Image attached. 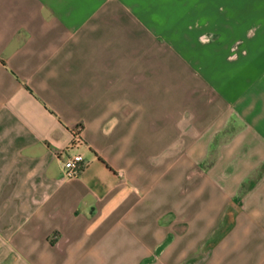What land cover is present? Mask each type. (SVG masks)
I'll return each instance as SVG.
<instances>
[{
	"label": "crops",
	"instance_id": "crops-1",
	"mask_svg": "<svg viewBox=\"0 0 264 264\" xmlns=\"http://www.w3.org/2000/svg\"><path fill=\"white\" fill-rule=\"evenodd\" d=\"M0 264H264V0H0Z\"/></svg>",
	"mask_w": 264,
	"mask_h": 264
},
{
	"label": "built area",
	"instance_id": "built-area-1",
	"mask_svg": "<svg viewBox=\"0 0 264 264\" xmlns=\"http://www.w3.org/2000/svg\"><path fill=\"white\" fill-rule=\"evenodd\" d=\"M82 157L79 154L68 157L64 162L63 177L68 179L76 175L81 167Z\"/></svg>",
	"mask_w": 264,
	"mask_h": 264
}]
</instances>
